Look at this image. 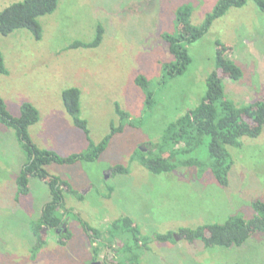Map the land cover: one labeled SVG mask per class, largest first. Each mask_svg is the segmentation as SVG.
Wrapping results in <instances>:
<instances>
[{
	"label": "rangeland",
	"instance_id": "rangeland-1",
	"mask_svg": "<svg viewBox=\"0 0 264 264\" xmlns=\"http://www.w3.org/2000/svg\"><path fill=\"white\" fill-rule=\"evenodd\" d=\"M18 1L0 0V11ZM219 1L58 0L52 13L38 17L40 39L28 29L0 34L8 69L0 72V96L13 116L21 114L24 102L38 109L39 120L29 127L36 145L62 156L87 150L88 137L62 99L70 87L81 91L80 116L94 143L110 133L112 124L124 126L98 159L46 166L84 197L65 193L73 237L61 244V232L43 228L45 243L39 244L34 229L38 210L51 199L49 189L34 177L28 197L18 196L17 176L28 156L16 129L0 121V264H91L93 249L78 235V217L107 236L112 222L125 216L139 227L140 241L135 243L133 231L119 228L125 242H134L132 251L118 256L115 241L114 247L102 249L103 264L124 262L133 253L139 255L138 264H264V233L240 246L206 247L203 240L190 241L179 232L225 222L235 213L253 215L251 202L264 201V127L258 137H244L241 148L229 147L234 164L225 187L207 170L197 174L196 168L178 167L155 174L132 159L138 147L159 142L169 123L201 102L216 68L218 41L243 70L239 80L223 78L227 97L243 106L264 95V11L254 0L215 19L187 46L192 61L186 71L162 80L163 65L173 59L162 34L179 28L178 9L192 6L191 21L200 25ZM98 25L104 28L99 46L70 47L93 41ZM139 75L149 79L147 90L136 83ZM117 107L128 117L122 118ZM117 164L129 172L112 173ZM91 185L89 192L81 189ZM168 231L174 240H156L155 235Z\"/></svg>",
	"mask_w": 264,
	"mask_h": 264
},
{
	"label": "trees",
	"instance_id": "trees-1",
	"mask_svg": "<svg viewBox=\"0 0 264 264\" xmlns=\"http://www.w3.org/2000/svg\"><path fill=\"white\" fill-rule=\"evenodd\" d=\"M248 0H220L214 10L210 12L204 22L194 25L191 21L192 6L185 5L177 11L179 28L174 33H163L173 59L163 65L162 80L182 74L186 71L192 58L187 46L205 35L211 28L215 19L222 17L231 7H241ZM258 7L264 11V0H254ZM58 5V0H21L0 11V34L8 35L18 29L30 30L37 39L41 38L42 26L38 17L52 13ZM104 34L102 25H98L97 35L93 41H75L70 47H97L101 44ZM216 68L206 82V93L201 102L193 109L188 110L177 120L169 123L159 142L148 141L138 147L132 159L138 160L149 171L159 174L174 171L178 167L196 168L197 174L210 171L219 184L229 185V174L234 160L229 147L241 148L244 137H258L264 127V95L248 105H237L225 94L224 80L227 77L234 81L243 77L242 68L231 59L225 51V45L218 41ZM0 72L8 73L3 53L0 49ZM148 78L143 75L136 77V83L148 89ZM160 79V80H161ZM81 91L77 87L64 89L62 99L66 110L73 118L75 125L81 128L88 137L89 145L83 152L62 156L53 150L41 148L33 141L29 134V127L39 120L38 109L30 102H24L19 116H13L7 109L4 99L0 96V121L9 127H14L26 150L28 159L17 176L18 196L30 192L29 179L37 177L45 181L51 193V199L43 208L40 220L34 229L39 244H44L41 230H56L67 222L71 208L66 206L65 193L83 198L84 194L77 193L72 186L57 175H52L46 166L50 163L72 164L79 160L93 161L99 158L107 147L111 138L124 129L123 125H111L110 133L99 142L94 143L90 137V129L86 119L80 116ZM118 114L128 117V114L117 107ZM143 147H146L144 149ZM112 173H128L127 167L117 164L112 166ZM67 186V189L65 188ZM253 215L250 218L242 214H232L222 223H206L194 228H181L184 238L190 241L203 240L206 247L213 246H240L255 233H264V201L255 199L251 202ZM65 217V218H64ZM81 225L91 240L93 258L97 259L102 249L114 247L118 256L121 252H130L134 246L131 242L122 239L124 230L133 231L135 243L140 241V229L133 219L125 216L114 220L108 235L90 226L78 217ZM64 229V228H63ZM59 232V231H58ZM72 237V232L67 228L61 232L59 242L65 244ZM156 240H174L173 231L155 235ZM119 239V240H118ZM122 241L120 244L119 241ZM146 244V242H143ZM123 250V251H122ZM139 255L133 253L123 263L138 264Z\"/></svg>",
	"mask_w": 264,
	"mask_h": 264
},
{
	"label": "crops",
	"instance_id": "crops-1",
	"mask_svg": "<svg viewBox=\"0 0 264 264\" xmlns=\"http://www.w3.org/2000/svg\"><path fill=\"white\" fill-rule=\"evenodd\" d=\"M75 163H77V162H75ZM75 163H72V164H75ZM50 173V172H49ZM51 174V173H50ZM52 175H53V173H52ZM55 175V174H54ZM60 177V176H59ZM62 178V177H61ZM34 179V177H30V179H29V189L31 190V184H30V182L32 181ZM63 179V178H62ZM40 180V179H39ZM64 181H66L65 179H63ZM35 181V180H34ZM42 183H44L46 186H48V184L45 182V181H43V180H40ZM68 182V181H67ZM69 183V182H68ZM70 184V183H69ZM71 185V184H70ZM65 188L67 189V186H65ZM84 188L86 189L85 190V192H89L91 189H92V185H91V187L90 186H88V187H86V186H82L81 187V189L82 190H84ZM48 189H49V194H50V196H51V193H50V188H49V186H48ZM18 191V190H17ZM30 194V192L28 193V194H26V195H21L20 197L22 198V197H24V196H26V197H28V195ZM28 206H31V205H29V204H27ZM45 206V205H44ZM44 206L43 205H41V207H40V209L38 210V213H40V214H42V211H43V208H44ZM69 216V215H68ZM65 218V217H64ZM70 218V217H69ZM70 223V222H69ZM69 223L68 222H66V223H63V231L62 232H66V230L65 229H69L70 230V228H69ZM78 223V222H77ZM78 225H79V230H78V235L79 236H81V237H83V238H85L86 239V241L88 242V244H89V246L91 247L92 246V248L91 249H93V246L94 245H96V243L95 242H93L92 240H91V238H90V236L86 233V231L84 230V228H83V226L81 225V223H80V221H79V223H78ZM46 229V228H45ZM46 231H50V230H46ZM45 231V232H46ZM71 231V230H70ZM44 232V231H43ZM72 232V231H71ZM36 236V235H35ZM72 237H73V233H72ZM71 237V238H72ZM70 238V239H71ZM70 239H68V240H70ZM68 240H66L65 239V241L67 242ZM101 253V252H100ZM99 259H100V257H99ZM101 261V260H100ZM101 263H102V261H101Z\"/></svg>",
	"mask_w": 264,
	"mask_h": 264
},
{
	"label": "flooded vegetation",
	"instance_id": "flooded-vegetation-1",
	"mask_svg": "<svg viewBox=\"0 0 264 264\" xmlns=\"http://www.w3.org/2000/svg\"><path fill=\"white\" fill-rule=\"evenodd\" d=\"M63 226H64V225H62L60 228H58L57 231L62 232V231H63ZM65 230H66V229H65ZM96 260H100L99 257H98L97 259H95L94 261H96ZM102 264H103V263H102Z\"/></svg>",
	"mask_w": 264,
	"mask_h": 264
},
{
	"label": "water",
	"instance_id": "water-1",
	"mask_svg": "<svg viewBox=\"0 0 264 264\" xmlns=\"http://www.w3.org/2000/svg\"><path fill=\"white\" fill-rule=\"evenodd\" d=\"M91 264H102L100 260H96L94 262H92Z\"/></svg>",
	"mask_w": 264,
	"mask_h": 264
}]
</instances>
